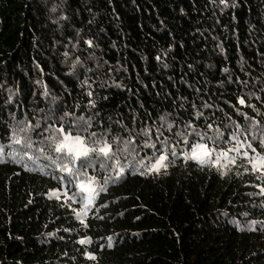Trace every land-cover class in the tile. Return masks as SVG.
Masks as SVG:
<instances>
[{"label":"trees","instance_id":"trees-1","mask_svg":"<svg viewBox=\"0 0 264 264\" xmlns=\"http://www.w3.org/2000/svg\"><path fill=\"white\" fill-rule=\"evenodd\" d=\"M15 121L51 124L57 142L60 127L89 144L101 134L116 159L79 178L37 169L34 148L9 156ZM161 126L175 156L117 144ZM262 140L264 0H0V264H264V169L243 156H264ZM198 142L236 158L226 175L185 159ZM162 154L167 168L142 174ZM90 179L82 224L85 201L50 192Z\"/></svg>","mask_w":264,"mask_h":264},{"label":"snow or ice","instance_id":"snow-or-ice-1","mask_svg":"<svg viewBox=\"0 0 264 264\" xmlns=\"http://www.w3.org/2000/svg\"><path fill=\"white\" fill-rule=\"evenodd\" d=\"M240 104H244V100L241 99L239 101ZM83 119V118H81ZM170 127V126H169ZM209 128L211 125L208 126ZM30 131L29 127H21L18 129L17 132L13 133L12 142L16 145H20L22 149H32L33 148V141L31 140V137L27 135V133ZM58 133L62 134L63 138L55 143L54 145V151L56 153L62 154L64 157L69 159V162L72 164V167H68L67 165H64L62 167V171H65L73 178H79L80 176L84 175L87 168L89 167H96L97 164L100 168H111L112 167V161L116 159V153L113 152L112 145L108 143L106 140H92L91 144L87 143L85 138L82 137L79 133L76 135L72 134L71 130H68L67 132L63 127H60L56 130ZM82 131H86V127L82 128ZM20 133H24L23 136H20ZM96 133H91V137H96ZM222 135V134H220ZM239 133L233 136V139L238 140ZM55 136L48 137V140L55 141ZM201 140H204V137H200ZM210 141H213V143H219V136L217 137H208L207 138ZM261 143H264V140L261 141ZM151 147H155L154 145H150ZM243 147V145H239L238 147L234 149H230L229 151H237L239 152V148ZM248 147L251 148V144H248ZM40 152H43L44 149H39ZM171 154L175 156V152L170 150ZM0 152H2V148H0ZM253 152H255V149H253ZM215 153V148L209 147L208 143L198 142L194 145V147L191 149L190 154H187L185 156L186 160H193L197 162L199 165H210L213 167H217L220 164V160L222 158L228 159L229 163H235V157L228 158V152L220 153L213 159ZM243 156L248 159L249 164L251 165L252 171L254 172H260L262 169H264V156H261L257 154L256 156L252 158H248V153H243ZM95 158V159H93ZM168 160L167 155H161L156 160L154 164H152L150 171L159 172L161 168H166L167 165L165 164V161ZM77 162L79 163V167H76ZM118 163V161H117ZM225 167L227 165H224ZM247 171V168L245 169ZM123 174V170H120V175ZM227 174V173H222ZM262 176H264V172H262ZM261 177H258V179ZM71 182V181H69ZM95 184L94 179H90L88 181H81L78 185L79 191L82 194H85L82 196V199H86L87 203L84 205V208L87 209L88 205L92 203L95 195H98L96 188L93 187ZM105 190L103 187H101V191ZM261 194H264V189L261 190ZM53 196H57V194L54 192L52 193ZM64 195L68 196L67 193H64ZM76 196V193H73L72 196H68L69 200H74ZM57 198H59L57 196ZM86 215V211L83 213H77V216ZM81 223L83 224V220H81ZM87 225H85L86 227ZM111 239V238H109ZM80 244H88L91 243L90 239H82L79 241ZM110 246V245H109ZM89 259H95L94 256H89Z\"/></svg>","mask_w":264,"mask_h":264},{"label":"rangeland","instance_id":"rangeland-1","mask_svg":"<svg viewBox=\"0 0 264 264\" xmlns=\"http://www.w3.org/2000/svg\"><path fill=\"white\" fill-rule=\"evenodd\" d=\"M166 124L168 125V122H166ZM49 125H50L49 128L43 127V126L40 127L39 123H33L32 122V128L33 127H34V129L37 128V131H39V129H41V131H42L41 136L42 137H46V138L49 137L50 135L51 136H54V134H56V132H54V129H56V128L53 127V125H51V124H49ZM21 127H29L30 130L32 129L30 127L29 123L26 122V121H15V122H12V124L9 126L10 132H11V138L13 137V133L14 132H17L18 129L21 128ZM169 128L170 127L168 126V129H167L168 131L171 130ZM171 128H172V126H171ZM167 130H162V126H161L160 128L155 129V130H146V131H144V133H143L142 136L145 138V140L142 141V143H141L142 145L141 146H139L140 144H138V143L137 144H135V143L132 144V143H130L128 141H124V140L122 141L120 139L119 140L117 139V144H119V148L121 149V151L122 150L131 151L132 152V156H139L141 154V152H142L141 151L142 146H144V148H147L150 145H154L155 146V147H151L150 146L151 152H155L157 150L156 148L160 149V151H164V150L165 151H169V152H170V150L175 151V146H177V143L174 142V141L169 142V140L167 139V136L164 134V131H167ZM183 133H184V131H181V130L178 131V135H179L178 139H182V137L184 135ZM22 134L23 133H20L19 135L20 136H23L24 134L23 135ZM191 134H193L195 136V135H197V131H193ZM27 135L30 136L29 132L27 133ZM186 137H188V136H186ZM92 138L94 140H96V139L105 140L104 139V136L101 137V134H97L96 137H92ZM178 139H177V142H178ZM31 140L33 141L32 137H31ZM182 141H183V139H182ZM56 142H57V140L51 141V142L50 141L46 142L43 139L42 142H41V144L36 145L37 142L36 141H33V148H34V150L32 149L33 150L32 160L34 161L33 165L37 169H40L41 170L43 166H53L56 169V171L59 172V175H62L64 173H66L65 171H62L61 169H62V167L64 165H66L65 162L67 161V158L64 157L62 154L56 153L55 151H54V153H52V156L50 155L49 157H47V155L45 156L43 153H41L39 151V149H41V148H43L45 150L46 148H49L50 149L51 146L54 147L53 144L56 143ZM155 143H158V144H155ZM1 146L2 145L0 143V148H2ZM10 147L19 148L20 151L17 152L15 150H13V152L10 153L9 156L12 159H14V160H16V159H18L20 161L23 160V162H24V158L26 157L24 155L25 154L24 151L25 152L31 151V149H22L20 145L14 144L12 142V139H11ZM190 151L188 152V154H190ZM59 160L61 162H59ZM156 160L153 163L147 164L145 166L143 164L142 174H150V175L151 174H159V173H161L162 171H164L167 168V167L166 168H161V170L159 172L150 171L152 164H154L156 162ZM28 161H29V159H28ZM42 161H46V162L45 163H41ZM39 163L42 164V165H40ZM142 163H144V162L142 161ZM27 164H29V163H27ZM165 164H166V161H165ZM224 165H227V166L225 167ZM229 166H230L229 165V161H227V162L220 161V164L217 167L219 169H221V171L224 173V172L227 171V169L229 168ZM60 172H63V173H60ZM54 192L59 197L58 199L60 201H62V202H65L66 201V202H68L69 204H72V205H79V204H81V202L83 200V201H85V203H87V200L86 199H82L81 198L85 194L80 193L78 186L76 188V191L73 192V193H76V196H75L74 200H69L68 199V196H72L73 195V193L70 194V191L67 193L68 196H66V195H64V192H62V191L59 192L57 190H52L50 192V197L52 196V197L57 198V196H53L52 195V193H54ZM84 211H86V209H82V210L76 209L75 210V215H76V217L79 220H85L86 215H83L82 214L79 217L77 216V213H83ZM83 239H87V238H83ZM80 240H82V239H80ZM89 244L90 243H88V244H82V245L84 247H89ZM85 256L91 262L90 264H95V259L94 260L93 259H89V256H94V255H92L91 253H86Z\"/></svg>","mask_w":264,"mask_h":264}]
</instances>
